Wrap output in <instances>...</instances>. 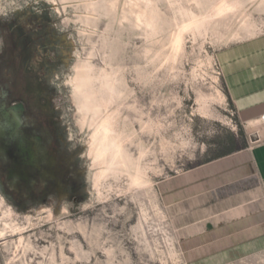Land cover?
<instances>
[{
  "label": "rangeland",
  "instance_id": "374dc122",
  "mask_svg": "<svg viewBox=\"0 0 264 264\" xmlns=\"http://www.w3.org/2000/svg\"><path fill=\"white\" fill-rule=\"evenodd\" d=\"M263 33L264 0H0V96L27 108L0 115V264H264L200 260L178 205L248 147L217 55Z\"/></svg>",
  "mask_w": 264,
  "mask_h": 264
},
{
  "label": "crops",
  "instance_id": "0c3cea01",
  "mask_svg": "<svg viewBox=\"0 0 264 264\" xmlns=\"http://www.w3.org/2000/svg\"><path fill=\"white\" fill-rule=\"evenodd\" d=\"M217 60L248 147L225 160L233 166L220 176L230 178L190 183L193 193L178 201L184 214L198 219L205 236L199 258L210 262L264 247V33L221 50Z\"/></svg>",
  "mask_w": 264,
  "mask_h": 264
},
{
  "label": "flooded vegetation",
  "instance_id": "af4514ba",
  "mask_svg": "<svg viewBox=\"0 0 264 264\" xmlns=\"http://www.w3.org/2000/svg\"><path fill=\"white\" fill-rule=\"evenodd\" d=\"M8 113L17 114L18 118L15 123L17 124V126H19V128L25 127V122L23 121L25 114L27 113V108L25 104L19 101L9 104V98L2 94L0 96V115L3 118H6V115ZM6 123V126L13 127L12 125L10 126L9 121ZM26 131H31L29 126L26 127ZM9 139L10 137L7 138V140ZM16 145L18 153L26 154L27 156L21 161L15 159L16 161L10 166V173L17 172L18 175L24 179L28 173L26 172V167L34 169L38 167L39 169H41V166L38 164V162L35 161V155L37 150L34 149L33 141H30L28 134L19 135L16 140Z\"/></svg>",
  "mask_w": 264,
  "mask_h": 264
},
{
  "label": "bare ground",
  "instance_id": "6f19581e",
  "mask_svg": "<svg viewBox=\"0 0 264 264\" xmlns=\"http://www.w3.org/2000/svg\"><path fill=\"white\" fill-rule=\"evenodd\" d=\"M150 2L153 3V1H150ZM228 10H230L229 5L226 4V3H224V4L221 6L220 10H219L218 16H222V15H223L224 13H226V11H228ZM146 15H147V13H143V14H141V15L139 16V20H141L143 17H146ZM150 18H151V17H150ZM151 20H152V19H151ZM196 21H197V20H193L191 23H189V24H185V25L183 26L181 32H183V31L189 29L191 26H194L195 24H197ZM148 25H149V26H152V21L148 20ZM180 35H181V34H177V36H176V42H178V40H179V36H180ZM0 235H3V233H0Z\"/></svg>",
  "mask_w": 264,
  "mask_h": 264
},
{
  "label": "built area",
  "instance_id": "2783aa9c",
  "mask_svg": "<svg viewBox=\"0 0 264 264\" xmlns=\"http://www.w3.org/2000/svg\"><path fill=\"white\" fill-rule=\"evenodd\" d=\"M262 118L264 119V116Z\"/></svg>",
  "mask_w": 264,
  "mask_h": 264
}]
</instances>
